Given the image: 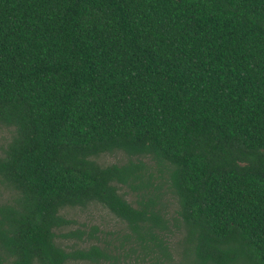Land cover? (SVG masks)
Here are the masks:
<instances>
[{
    "label": "trees",
    "instance_id": "obj_1",
    "mask_svg": "<svg viewBox=\"0 0 264 264\" xmlns=\"http://www.w3.org/2000/svg\"><path fill=\"white\" fill-rule=\"evenodd\" d=\"M0 126V264H118L58 234L94 204L169 259L165 196L187 264H264V0H0Z\"/></svg>",
    "mask_w": 264,
    "mask_h": 264
},
{
    "label": "rangeland",
    "instance_id": "obj_2",
    "mask_svg": "<svg viewBox=\"0 0 264 264\" xmlns=\"http://www.w3.org/2000/svg\"><path fill=\"white\" fill-rule=\"evenodd\" d=\"M12 130L0 126V148L5 146V144L10 140ZM127 160V157L118 152L114 154H104L96 159L101 165L110 164H121ZM10 196V192L6 191L4 188L0 187V201L6 200ZM126 199L130 202L134 201V197L127 195ZM164 204L166 207L164 209L163 219L166 221L168 229L159 234L162 238L163 244L166 247L167 253L169 254V259L163 258L157 253H153L152 256L159 257L162 264H187L190 262L189 254H184L188 249L189 245L186 244L185 231L179 226L180 217L177 214V203L171 196L164 197ZM66 218L73 223L70 227L60 231L58 234H65L69 231H86L87 233H92L97 237V240H93L92 244H97L98 246L108 245L110 250L115 252H120L118 264H142L141 259L145 258L144 264H152V256L145 257L144 251L139 249L135 243H125L121 247V242H123L124 235L128 234V228L126 224L116 217H114L108 210L100 205L94 204L90 205L85 209H68L63 213ZM96 229V230H95ZM63 246H77L85 247V244L78 243L75 240H66L59 238L57 240ZM133 242V241H131ZM114 247L116 249H114ZM131 249H134L132 252ZM69 264H89L85 262L69 263ZM103 264H113L111 262Z\"/></svg>",
    "mask_w": 264,
    "mask_h": 264
}]
</instances>
